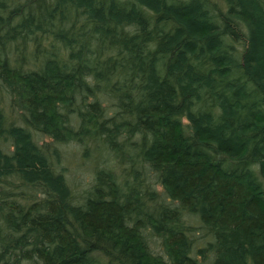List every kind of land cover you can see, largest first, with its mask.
Listing matches in <instances>:
<instances>
[{"label": "trees", "instance_id": "obj_1", "mask_svg": "<svg viewBox=\"0 0 264 264\" xmlns=\"http://www.w3.org/2000/svg\"><path fill=\"white\" fill-rule=\"evenodd\" d=\"M108 1L35 0L10 31L64 25L78 64L11 67L27 52L0 35L5 88L89 169L73 191L28 129H10L0 264H264V0ZM82 6L96 27L77 38Z\"/></svg>", "mask_w": 264, "mask_h": 264}, {"label": "rangeland", "instance_id": "obj_2", "mask_svg": "<svg viewBox=\"0 0 264 264\" xmlns=\"http://www.w3.org/2000/svg\"><path fill=\"white\" fill-rule=\"evenodd\" d=\"M34 1L35 0H0V28L3 25L7 24L4 28V31L0 30L1 40L5 42L6 47L8 48H14L19 44L20 50H24L27 52V57L22 60V57L25 53L20 55L19 52L18 57L17 55L14 56V52L12 51L11 58L13 57V59L10 58L11 67H16L24 71L36 72L46 66V56L48 55V57L53 60H59L60 64H63V62L65 61L76 62V64H78V55L80 54L78 52L80 50V47L75 42L73 36H71L72 38L70 39L63 34H60V31L64 29V25H58L56 23L57 26H59V28L56 30H51L47 27L45 28L42 25L44 28H36L35 33L31 34L25 39L22 38L24 36L23 34L10 36V31L13 30L14 27L22 25V21H25L28 17L27 14H31L30 5ZM98 1L100 2L103 0ZM190 1L191 0H168L170 5H179L180 2ZM218 1L220 2V5H223V7H225V3H230L229 0ZM107 3L108 5H115L116 8H126L127 11H137L142 6L139 0L137 2L136 0H109ZM206 10L208 12H212L209 7H206ZM72 11L74 22L71 23L69 29H72L74 32H78V34H76L77 38L80 36H90L92 31L95 30L96 24L89 17V14L86 13V9L82 6ZM129 14L132 16L131 12ZM57 17L60 24L61 20L64 18V11L62 10V8L59 11ZM43 23L45 22L43 21ZM133 27L135 28L136 25H133ZM29 31L31 32L33 30ZM39 48L41 49V53L45 55L35 53ZM54 54L56 55V57L54 56ZM102 106L107 107V109L111 110V112H114L117 109V107L115 108L110 104L106 103L105 105L104 102H102ZM31 115L32 114L30 111L26 114H23V110L14 101L13 95L5 88L4 82L0 80V128L3 133V135L0 136L1 152H3L4 154H11L16 150L14 146L15 142L12 140L14 138L9 137L11 128L22 127L28 129L31 132L30 136L32 141L35 144L41 146L40 148L43 149V152L48 155L51 161H53V164L55 166V174L61 171L65 175V178H67V180L69 181L73 191H77L78 188L80 189L81 185L85 184L89 169L83 164L79 163V161H75V156L73 157L72 151L76 149V145H74V143L70 141L59 142L61 140L45 130H36L30 124ZM183 127L186 131H190L187 125H183ZM60 160L62 161L60 162ZM62 163L66 165V171L64 172L61 169V166L63 165ZM9 178L11 180L9 186L10 189L16 188L21 182V179L18 176H11Z\"/></svg>", "mask_w": 264, "mask_h": 264}]
</instances>
